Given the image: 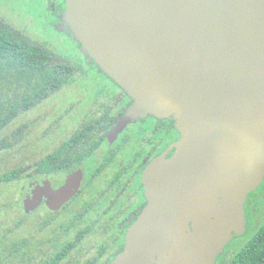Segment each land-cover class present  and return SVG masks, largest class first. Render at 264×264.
Here are the masks:
<instances>
[{"label": "water", "instance_id": "obj_1", "mask_svg": "<svg viewBox=\"0 0 264 264\" xmlns=\"http://www.w3.org/2000/svg\"><path fill=\"white\" fill-rule=\"evenodd\" d=\"M85 54L134 101L129 116L172 117L181 140L146 170L148 206L112 264H216L247 232L248 196L264 182V0H67ZM70 175L44 183L60 209Z\"/></svg>", "mask_w": 264, "mask_h": 264}, {"label": "flooded vegetation", "instance_id": "obj_2", "mask_svg": "<svg viewBox=\"0 0 264 264\" xmlns=\"http://www.w3.org/2000/svg\"><path fill=\"white\" fill-rule=\"evenodd\" d=\"M41 1L39 11L34 9L35 13H29L28 7L22 5L24 0H0V8L20 26L16 28L6 23L4 17H0V24L23 43L43 49L72 70V78L53 81L58 88L49 97H43L41 101L37 97L35 106L22 109V114L27 113L54 99L61 91L71 89L67 114L72 133L51 153L57 152L53 164L58 165V173L38 176L39 166L48 155L25 171L26 176L21 178L28 184L26 190L23 188L24 216L45 209L41 220L46 229L60 215L66 230L77 237L66 242L67 255L77 251L75 254L85 257L78 262L76 258L72 259V264H112L124 251L128 231L139 222L149 204L144 179L146 170L157 158L173 157L174 146L181 140V134L172 117L129 116L134 101L85 54L72 34L66 21L67 0ZM38 18L43 20L45 31H29L27 21L35 22ZM53 42L60 44H57L59 50ZM65 105L60 103L61 107ZM70 175L75 179L74 186L79 184L78 191L60 209H50L44 198L39 207L26 212L25 201L32 197L38 185L48 183L56 191ZM250 204L248 196L245 205L247 228L251 223ZM82 242H96L91 254L83 248L77 249ZM231 244L216 264H220L223 257L227 261L225 255Z\"/></svg>", "mask_w": 264, "mask_h": 264}, {"label": "rangeland", "instance_id": "obj_3", "mask_svg": "<svg viewBox=\"0 0 264 264\" xmlns=\"http://www.w3.org/2000/svg\"><path fill=\"white\" fill-rule=\"evenodd\" d=\"M41 0H24L22 5L28 7V12L35 13L36 10L41 8ZM24 7V8H25ZM32 9V10H31ZM28 13V14H29ZM0 17H4L11 25L19 28L20 23L16 19L10 18L3 9L0 8ZM35 21V20H34ZM27 29L29 31H45L44 22L41 18L37 21H27ZM51 35V34H50ZM50 35H47L49 37ZM54 46L57 50L60 49L57 42ZM58 44V45H57ZM69 89V88H65ZM72 96V90L61 91L54 99L45 102L39 107L31 109L29 112L24 113L15 120H13L7 128L0 132V141H7L10 145L0 148V175L13 171L15 169H32L40 160L47 155L53 153L59 148L65 140L69 139L72 129H70V119L68 117V107ZM60 103L65 105L60 106ZM79 109L76 110L79 113ZM77 117V116H75ZM6 142V143H7ZM26 176V172L22 177ZM27 182L22 179L20 182L13 185L0 184V227L14 228L16 225L22 223L15 234L9 236H17L20 239L30 238L32 247L28 253L33 252L35 262L43 259H49L53 254L62 250L69 240H76L75 233L68 232L60 215L48 225L45 229L42 225L41 216L46 213L45 209L38 210L35 214L29 217L24 216L23 199L25 190L27 189ZM251 202L249 212L251 216V223L247 228L244 236L236 238L230 245L224 257L220 259V264H229V260L235 254V251L257 233L264 224V182L258 189L249 195ZM39 219V220H38ZM41 220V221H40ZM38 240L40 242H33ZM92 240V239H91ZM12 242H6L5 247L11 245ZM96 242H82L78 245L77 249L83 248L84 251L91 254ZM67 249H64V251ZM77 252V251H76ZM76 252L70 251L67 260H63L60 264H72V259L85 260V257H80L75 254ZM5 255L2 258L11 259L19 262V259L8 256L9 252L4 251ZM84 254V253H81ZM224 261V262H223Z\"/></svg>", "mask_w": 264, "mask_h": 264}, {"label": "trees", "instance_id": "obj_4", "mask_svg": "<svg viewBox=\"0 0 264 264\" xmlns=\"http://www.w3.org/2000/svg\"><path fill=\"white\" fill-rule=\"evenodd\" d=\"M52 55L36 46L23 43L8 29L0 24V132L9 126L22 109L29 110L36 105L37 97L47 98L58 88L55 80L65 81L72 78V70L64 63L56 61ZM0 141V148L10 145ZM57 153V152H56ZM56 153L48 155L39 166V177L52 176L59 172L58 165L53 164ZM25 170L19 168L0 175V184L10 185L21 181ZM48 221L47 219L45 220ZM22 223L14 228L0 227V264H33L35 258L28 250L32 247L30 238L20 239L15 234ZM1 226V225H0ZM6 242H12L5 247ZM72 243L70 244V246ZM68 245V248H71ZM35 264H60L67 253L64 249ZM4 251L8 256L19 259V262L2 258ZM231 264H264V224L250 239L244 242L230 259Z\"/></svg>", "mask_w": 264, "mask_h": 264}]
</instances>
